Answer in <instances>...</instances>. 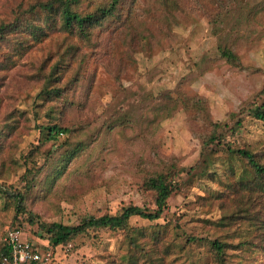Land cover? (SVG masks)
<instances>
[{
  "label": "trees",
  "instance_id": "16d2710c",
  "mask_svg": "<svg viewBox=\"0 0 264 264\" xmlns=\"http://www.w3.org/2000/svg\"><path fill=\"white\" fill-rule=\"evenodd\" d=\"M86 1L21 0L7 16L0 18V100L7 98V105L11 107L6 124L0 130V155L5 152L8 140L19 131L21 118L30 124L36 120L35 127L40 131L39 144L24 156V187L18 190L13 189L14 184H0L1 195L14 204V216L9 226L22 227L24 221L37 224L54 248L76 244L82 236L99 241L105 232L120 236L128 250L109 255L107 261L102 260L104 264H229L231 252L264 250V160L257 156L250 144H238L235 127L244 125L242 116L233 115L236 119L233 127L227 123L222 125L212 118L208 99L186 91L182 84L173 90H164L152 99L166 101L163 118L172 117L180 110L187 113L192 130L201 142L200 156L195 164L188 166L182 165L176 155L161 156L159 153L149 159L140 157L132 161L131 166L140 178L138 186L149 202H131L116 212L82 215L77 223L45 221L27 208V201L36 188L37 193L42 190L39 194L48 197L65 174L75 172L82 163L86 175L96 173L98 168L103 171L106 166L103 156L87 158L91 141H85L81 135L86 127L96 122H101L108 134L117 125L123 124L125 128L130 125L126 117L113 120L118 108L103 99L108 90L124 86V76L132 71L128 60H136L137 54L142 52L172 50L178 36L173 26L185 10L206 15L216 32L234 6L244 7L246 3V0ZM257 6L254 4L248 10V22L262 9ZM59 31L63 37L56 60L52 61L54 56L49 54L24 61L36 44ZM218 49L219 58L231 63L239 60L233 46L219 44ZM115 53L122 56L116 58ZM89 57L107 67L115 78L114 84L102 85V90H97L98 84L84 72ZM18 64L24 69L18 68L17 73L11 75L9 70ZM7 77H10L8 83ZM31 84L39 87L32 118L29 112L13 105L18 91ZM247 105L249 107L247 110L245 107L242 113L248 111L264 125V102L249 101ZM49 141H52V148L44 154L40 147ZM107 145L103 144L100 152ZM42 155L44 161L39 163ZM236 159L245 161L250 175L240 173ZM45 170H48L45 178L38 182ZM207 181L223 183L225 191L231 190L229 193H232L226 200L224 190L208 185L207 194L198 195L203 203L209 201L222 210L221 217L210 220V223L214 227L234 225L245 232V239L234 242L219 237L187 235L183 243L171 232L169 224L159 221L169 219L166 209L174 192ZM135 216L151 224L135 227L131 222ZM175 225L180 227L178 221ZM194 244L204 246L202 258L186 254L188 247ZM129 247L135 248V254ZM7 253L9 249L3 241L1 256Z\"/></svg>",
  "mask_w": 264,
  "mask_h": 264
},
{
  "label": "rangeland",
  "instance_id": "374dc122",
  "mask_svg": "<svg viewBox=\"0 0 264 264\" xmlns=\"http://www.w3.org/2000/svg\"><path fill=\"white\" fill-rule=\"evenodd\" d=\"M18 1L21 0H0V18L7 16ZM254 4L262 9L248 22L246 14ZM173 31L178 36L172 50L138 53L136 60H128L131 61L132 71L124 76V86L108 90L103 95L106 103L111 101L112 106L118 108L113 120L126 117L130 125L126 128L123 124L117 125L108 134L102 128V123L96 122L82 133L81 137L85 141H91L87 158L102 155L106 163L103 171L100 172L98 168L96 173L86 175L83 173L86 167L82 163L75 172L68 171L65 174L63 180L55 186L53 194L43 197L39 194L42 190L37 193L36 188L30 195L27 208L39 214L42 220L77 223L82 215L116 212L119 207L131 202H149L147 195L139 188L140 178L131 166V162L140 157L149 159L155 153L161 156L176 155L182 165L195 164L200 156L201 142L192 130L187 113L180 110L172 117L163 118L166 101L163 98L152 99L164 90L175 89L178 84H182L188 92L205 96L212 118L222 125L227 123L233 127L236 121L233 115L242 116L244 125L235 127L238 144H250V148L264 160V125L251 117L248 111L242 113L245 107L246 110L249 107V101L264 102V0H246L244 7L234 6L216 32L206 15L185 10L179 22L173 26ZM62 37L60 31L52 33L43 42L36 44L23 58L24 61L40 59L49 54L54 56L52 61L56 60ZM219 44L233 46L239 60L231 63L219 58ZM121 56V53H115L116 58ZM18 68L24 69L18 64L9 73L15 75ZM84 72L92 82L98 84V91L102 90V85L115 83L107 67L93 57H89ZM9 79L6 78V83ZM38 92L37 84L29 85L18 91L13 105L29 112L32 118ZM8 103L5 97L0 100V130L11 112ZM35 121L32 120L30 124L21 118L19 131L8 140L5 152L0 155V184H14L13 189L18 190L24 187V156L39 144L40 139ZM103 144H108L107 148L100 152ZM51 146L52 141H49L40 148L46 154ZM38 161H44L43 155L39 156ZM235 162L241 174L247 172L250 175L244 160L236 159ZM46 171L41 174L38 182L45 178ZM208 185L225 191L223 183L217 181L201 182L195 187L177 190L169 199V207L166 209V216L173 221L164 218L159 221L169 224L171 232L183 243L187 235L219 237L234 242L245 239V232L236 229L234 225L214 227L210 223V220L221 217L222 210L209 201L203 203L199 199V194H207ZM229 191H225L226 200L232 196ZM1 194L0 264L3 237L14 216V204ZM174 221H178L180 227ZM131 222L138 228L151 224L138 216L133 217ZM22 227L24 238L52 245L37 224L24 221ZM122 240L120 236L105 232L102 233L101 241L82 236L76 244L59 245L55 250L60 264H104L102 260L107 261L109 255L128 250V245L123 244ZM129 250L135 254L134 247H129ZM187 250L188 256H204V246L194 244ZM228 260L229 264H264V250L231 252Z\"/></svg>",
  "mask_w": 264,
  "mask_h": 264
},
{
  "label": "built area",
  "instance_id": "2783aa9c",
  "mask_svg": "<svg viewBox=\"0 0 264 264\" xmlns=\"http://www.w3.org/2000/svg\"><path fill=\"white\" fill-rule=\"evenodd\" d=\"M19 226H8L3 241L9 253L2 256V264H60L53 245H39L24 238Z\"/></svg>",
  "mask_w": 264,
  "mask_h": 264
},
{
  "label": "crops",
  "instance_id": "0c3cea01",
  "mask_svg": "<svg viewBox=\"0 0 264 264\" xmlns=\"http://www.w3.org/2000/svg\"><path fill=\"white\" fill-rule=\"evenodd\" d=\"M36 242H37V241H36ZM37 243L43 245L42 242H37Z\"/></svg>",
  "mask_w": 264,
  "mask_h": 264
}]
</instances>
